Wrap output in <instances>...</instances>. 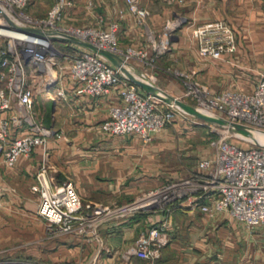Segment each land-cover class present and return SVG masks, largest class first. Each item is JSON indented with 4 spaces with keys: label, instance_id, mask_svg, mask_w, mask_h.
I'll return each instance as SVG.
<instances>
[{
    "label": "built area",
    "instance_id": "obj_1",
    "mask_svg": "<svg viewBox=\"0 0 264 264\" xmlns=\"http://www.w3.org/2000/svg\"><path fill=\"white\" fill-rule=\"evenodd\" d=\"M30 2L0 0V112L12 109L15 100L19 106L15 112L0 114V162L15 165L21 156L32 154L37 146L47 145L54 132L34 112L36 87L29 82L28 59L49 72L59 64L60 55L68 56L70 77L81 93L103 96L111 87L117 88L119 101L110 105L108 117L100 124L108 134H132L147 142L177 113L174 102H166L144 90L109 58L91 48L75 47L64 52L55 43L57 39L73 42L75 37L92 42L110 51L121 65L148 83L157 76L153 69L155 60L168 49L177 20L173 25L168 23L163 33H149L142 45L134 46L120 44L116 23L102 27L65 22L70 0H54L43 15L34 13ZM130 9L140 17L147 14L146 9L133 2ZM28 27L37 30L24 29ZM192 34L197 54L203 58L222 57L236 45L231 24L222 18L199 22ZM137 61L145 65L138 71L132 63ZM178 73L188 76L184 81L185 93L194 99L195 106L225 120L223 126L218 124L220 135L214 142L215 148L210 155L197 158V168L187 177L163 180L115 206V211L169 210L173 205H192L210 215L227 212L250 231L264 226V142L253 138L254 131L264 133V74L250 89L231 87L214 91L186 72ZM59 90L64 92L62 88ZM234 123L243 125L251 134L233 129ZM18 124L26 125V131L9 138L10 128ZM51 169L45 157L35 173L32 189L39 197L37 213L57 234L93 230L102 208L84 203L71 179L56 183ZM2 189L0 181V207ZM149 226L147 232L128 246L126 255L135 254L155 262L168 242L167 226L165 220Z\"/></svg>",
    "mask_w": 264,
    "mask_h": 264
},
{
    "label": "crops",
    "instance_id": "obj_2",
    "mask_svg": "<svg viewBox=\"0 0 264 264\" xmlns=\"http://www.w3.org/2000/svg\"><path fill=\"white\" fill-rule=\"evenodd\" d=\"M98 4L100 6H96ZM178 4L181 10L172 5V12L183 14L189 23L222 18L245 38L246 33L264 30V0H182ZM167 11L165 9L162 14L165 16ZM66 12H82L91 20L101 17L104 26L110 16L117 18L119 24L122 23V31L132 39L139 38L142 33L135 13L126 7L124 0H73ZM157 16L161 13L151 12L146 23L155 26L160 21ZM188 30V26L174 30V40L160 55L157 74L160 86L174 95L183 94L179 83L163 71L165 63L192 68L195 76L211 85L214 91L239 86V78L234 80L228 63L197 54L196 39ZM55 42L65 44L67 49L88 48L77 41L57 39ZM237 44L241 49L240 43ZM61 56L59 64L49 71L50 83L45 90L49 93L52 118L51 122L44 123L54 130H61L64 137L56 139L51 135L47 142L50 153L46 159L56 183L71 179L84 203L100 206L102 211L93 230L57 234L41 255L51 257L52 264H264V226L250 231L227 212L210 215L192 205H173L169 210L115 211V206L156 186L161 180L152 177L149 150L141 139L132 134H107L101 130L100 124L108 117L110 105L119 101L117 88L111 87L103 96L78 92L70 71L64 77L58 69ZM27 67L30 79L45 74L33 59H28ZM61 88L63 93L59 92ZM38 90L40 88L36 87V93ZM33 106L39 118L35 100ZM11 107L0 114L17 111L16 100ZM23 131H26V125H15L10 128L8 137L13 139ZM44 150L37 146L32 154L21 156L13 166L0 162L2 211L29 209L38 214V193L31 188L38 166L45 159ZM33 192L37 199L34 202L28 199L29 193ZM161 220L166 221L168 242L155 262L135 254L126 255L132 241L147 232L149 225Z\"/></svg>",
    "mask_w": 264,
    "mask_h": 264
},
{
    "label": "rangeland",
    "instance_id": "obj_3",
    "mask_svg": "<svg viewBox=\"0 0 264 264\" xmlns=\"http://www.w3.org/2000/svg\"><path fill=\"white\" fill-rule=\"evenodd\" d=\"M53 1L54 0H31L29 6L34 13L43 15V13L52 5ZM70 1L73 3V0ZM132 2L147 10V14L144 17H140L137 12L132 10L141 25L142 33L139 38L132 39L130 35L122 31V23L120 25L117 18L114 19L110 16L112 19L109 17L108 19L110 21L105 24L106 26L109 23H116L118 26L117 37L120 44H132L134 46L142 45L146 41L145 38L149 33H154L156 35L163 33L167 28V24L169 23L170 25H173L175 24L173 23L175 20L178 22H176L177 25L174 30L188 26L190 29L188 31L192 34L194 27L200 22L189 23L183 17V14L172 12V8H170L172 5L174 6V9L181 10L180 5L178 4V2L180 3L181 1L179 0H124V4L129 10H131L130 3ZM89 3L91 4V1H89ZM96 6L100 5L98 4ZM165 9H168V11L164 16L162 12ZM151 12L161 13V16H157L160 18V21L155 26L148 25L145 21H149L147 16L151 15ZM71 17L72 19L70 20ZM96 17V19L91 20L82 12L77 14L66 12L65 22L71 24L75 23L82 26L92 24L105 27L103 25V18ZM234 33L236 42L240 43L239 46L241 49H238V44L236 43L233 50L216 59L224 60L229 64V69H231V71L229 70V73L233 74V77H235L234 80L239 78L237 83L240 85H231V87H243L247 90V88L249 89L254 84L253 82L255 79L264 74V30H260L256 33H246L245 36L247 38L243 37L244 35L242 34H237L235 30ZM169 40L170 43L174 40L173 35L169 37ZM58 45L60 46V50L64 52H70L71 50L67 49V46L63 43L59 42ZM166 50L164 52H166ZM159 57L156 58L153 66V69L157 71V74L159 72ZM61 61L60 67L57 68L61 69L62 74L65 77L68 75L67 73L69 71L71 58L68 56H61ZM132 63L137 71L145 67L144 63L140 61ZM162 66L165 74L179 83L183 94L174 95L170 91H167L166 88L160 86L157 76L154 80L148 81V83L145 81L147 84L158 86L162 91L171 93L175 97L192 105H195L194 99L189 94L185 93L186 86L184 81L188 76L181 75L178 71L186 72L191 75L192 78L207 85L213 90L211 85L201 79L199 80L195 76L196 72L190 67L181 68L172 63H165ZM44 71H46V69ZM48 77H50L49 72H45V74L37 78H29V82L33 83L34 86L36 85L38 89L40 88L35 95V106L38 112L36 113L43 122H51L52 118V105L50 104L49 93L45 90L50 83H48ZM45 82L47 83L45 84ZM175 105L178 111L174 114L173 118L170 119V121L160 130L155 132V136L150 141H140L146 145L149 150L150 164L153 172L152 177L154 179L158 178L161 181L172 178H185L190 175L194 169L197 168V158L210 155L215 148L214 142L220 135L217 130L218 124L208 121L192 111L180 107L176 103ZM101 130L105 132L102 128ZM52 135L56 139H62V137H64L62 136L63 132L61 130H54ZM135 137L137 138V136ZM42 147L45 148V157H48L50 153L49 145L47 144ZM29 194L28 199L30 201L34 202L37 200L35 192ZM1 208H3V206L0 207V264H52L53 259L51 257L44 258V255H41L42 252L50 246V240L57 235L54 230L49 229L46 220L36 214L35 211L33 212L29 209L2 211ZM48 250H50V248Z\"/></svg>",
    "mask_w": 264,
    "mask_h": 264
},
{
    "label": "water",
    "instance_id": "obj_4",
    "mask_svg": "<svg viewBox=\"0 0 264 264\" xmlns=\"http://www.w3.org/2000/svg\"><path fill=\"white\" fill-rule=\"evenodd\" d=\"M26 30L31 29V30H37L36 28H24ZM73 41H77L82 43L83 45L87 46L88 48H91L93 50H95L96 52H98L99 54L103 55L104 57L109 58L113 63H115L116 65L120 66V69L123 70V72H125L128 77L130 78V80H132L133 82H135L137 85H139L140 87H143L146 91L151 92V93H155L157 94L160 98H162L164 101L166 102H174L176 104H178L180 107L184 108V109H188L190 111H192L193 113H195L196 115L203 117L205 119H207L208 121H211L215 124H219V125H224V119L222 117L219 116H213L210 114H207L203 111H200L195 105H192L186 101H182L181 99L175 97L174 95H172L171 93L169 94L166 91H162L158 86H153L151 84H147L143 79H141L140 77L135 76V74H133L132 72H130L123 64L121 65L119 62V58L116 57L114 54H112L110 51H108L107 49H101L96 47L92 42H87L84 41L82 39H79L77 37L72 38ZM233 129L241 132L244 135H248L251 134L250 130H247L243 125L238 124V123H234L233 124ZM255 143L257 144H261L259 141L254 140Z\"/></svg>",
    "mask_w": 264,
    "mask_h": 264
},
{
    "label": "bare ground",
    "instance_id": "obj_5",
    "mask_svg": "<svg viewBox=\"0 0 264 264\" xmlns=\"http://www.w3.org/2000/svg\"><path fill=\"white\" fill-rule=\"evenodd\" d=\"M253 138L259 140L260 142H264V133L260 131H254Z\"/></svg>",
    "mask_w": 264,
    "mask_h": 264
},
{
    "label": "trees",
    "instance_id": "obj_6",
    "mask_svg": "<svg viewBox=\"0 0 264 264\" xmlns=\"http://www.w3.org/2000/svg\"><path fill=\"white\" fill-rule=\"evenodd\" d=\"M31 3V2H30ZM30 5V4H29ZM30 7V6H29Z\"/></svg>",
    "mask_w": 264,
    "mask_h": 264
}]
</instances>
